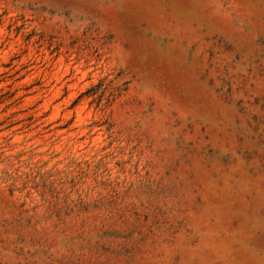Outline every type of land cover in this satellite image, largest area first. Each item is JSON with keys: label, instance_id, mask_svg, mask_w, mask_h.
Returning <instances> with one entry per match:
<instances>
[{"label": "rangeland", "instance_id": "374dc122", "mask_svg": "<svg viewBox=\"0 0 264 264\" xmlns=\"http://www.w3.org/2000/svg\"><path fill=\"white\" fill-rule=\"evenodd\" d=\"M0 264H264V0H0Z\"/></svg>", "mask_w": 264, "mask_h": 264}]
</instances>
